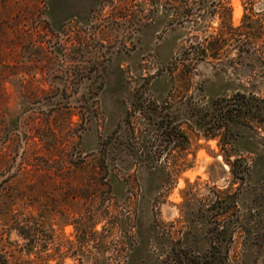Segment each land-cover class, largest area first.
<instances>
[{"label":"rangeland","instance_id":"374dc122","mask_svg":"<svg viewBox=\"0 0 264 264\" xmlns=\"http://www.w3.org/2000/svg\"><path fill=\"white\" fill-rule=\"evenodd\" d=\"M212 38L223 41L217 59L182 70V48L193 57L190 45ZM156 71L183 72L177 91L196 99L200 88L263 96L264 0H0V251L9 264L128 262L139 234L154 249L164 232L181 231L188 181L204 195L239 191L248 204L264 165L253 166L246 185H231L217 139L193 132L191 166L170 188L153 192L165 176L163 149L159 169L132 166L119 172L126 180L117 195L108 191L95 163L99 144L134 114L137 89L149 91L134 79ZM167 88L156 83L151 93L162 100ZM89 107L95 115L80 121ZM18 227L36 229L26 238ZM251 230L235 233L232 264H264V216Z\"/></svg>","mask_w":264,"mask_h":264},{"label":"trees","instance_id":"16d2710c","mask_svg":"<svg viewBox=\"0 0 264 264\" xmlns=\"http://www.w3.org/2000/svg\"><path fill=\"white\" fill-rule=\"evenodd\" d=\"M205 42L202 46L190 45L195 52L193 57H189L187 48H182L176 61L182 65V70L186 71L185 66L193 69L200 60L217 59L216 50L223 41L212 38ZM182 75L183 72L156 71L134 79L140 86L149 87V91L138 88V95H132L130 110L134 114L126 116L101 139L95 159L99 177L105 180L106 188L114 196L117 195L115 186L126 180L119 177V172H129L132 166L149 171L159 169L157 164L163 157V149H168L164 156L165 176L157 181L153 192L159 195L170 188L177 176L191 166L186 157L189 132L217 139L222 159L231 174V185H246L250 182L253 166L257 162L264 165V150L259 149L264 148V95L236 89L228 95L210 96L200 88L203 94L196 99L195 93H187L188 88L181 95L177 91ZM186 75L187 87H190ZM156 83L168 87L162 100L151 93ZM92 110L89 107L86 113L78 112L79 120L94 116ZM121 164H125L121 170L111 168ZM263 182L260 179L253 183L252 197L243 205L239 191L213 187L204 195L197 187L193 190L197 182L188 181L187 187L181 190L182 225L178 235L171 237L168 231L164 232L161 242L151 249L149 238L139 234L131 241V260L123 264H232L229 252L235 233L246 230L251 235V229L264 216V188L260 185ZM161 186L164 187L159 191ZM152 227L158 232L156 226ZM35 229L18 227L19 233L26 238ZM0 264H9L1 251Z\"/></svg>","mask_w":264,"mask_h":264}]
</instances>
